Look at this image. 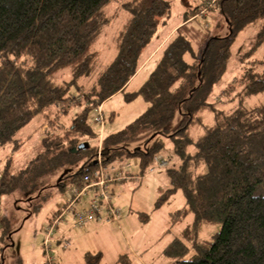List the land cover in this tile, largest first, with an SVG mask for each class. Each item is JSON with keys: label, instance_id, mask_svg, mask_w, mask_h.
<instances>
[{"label": "trees", "instance_id": "obj_1", "mask_svg": "<svg viewBox=\"0 0 264 264\" xmlns=\"http://www.w3.org/2000/svg\"><path fill=\"white\" fill-rule=\"evenodd\" d=\"M124 1L0 0V148L11 149L0 168V198L19 190L43 159L53 154L62 156L63 163H73L88 153L82 168L69 176L75 188L83 187L99 169L98 147L78 150L98 137L90 117L113 96L124 93L129 103L143 99L148 108L121 132L105 136L102 164L134 159L139 175L145 176L156 156L167 149L165 140L171 142L179 165L169 167L170 187L155 209L181 191L186 206L171 214L170 225L192 214L195 219L184 238L165 249L171 264H264V103L229 113L212 101L241 33L258 26L257 44L264 43V0H217L213 10L229 24V36L211 38L200 60L190 64L185 56L194 52L191 41L174 34L150 77L130 93L125 91L141 69L146 49L173 15L166 0ZM115 2H123L132 17L119 36L118 54L90 86L80 85L84 79L95 78L100 60L95 46L114 19L106 8ZM200 10L185 13L186 20ZM65 71L71 80L58 81ZM221 93L227 98L264 95V61L255 63ZM59 104H64L62 114L82 108L69 127L62 122L64 115L54 111ZM206 112L213 116L211 123L206 122ZM40 116L47 126L41 149L16 170L14 156L26 144L17 138L18 133ZM115 116L112 113L109 120L114 122ZM200 128L195 137L193 131ZM62 181L59 186H64ZM138 218L144 226L150 222L149 214L139 213ZM216 222L222 224L221 231L210 240H196L195 254L186 259L187 241L197 237L204 223ZM0 227L5 234L6 225ZM4 239L0 235V247ZM85 258L86 264H101L103 259L100 253H88ZM119 263L133 261L126 253Z\"/></svg>", "mask_w": 264, "mask_h": 264}, {"label": "rangeland", "instance_id": "obj_2", "mask_svg": "<svg viewBox=\"0 0 264 264\" xmlns=\"http://www.w3.org/2000/svg\"><path fill=\"white\" fill-rule=\"evenodd\" d=\"M132 0H125L124 3ZM172 8V19L159 30L158 34L153 38L151 45L146 49L143 57H147L151 52L156 49L166 37L168 33L173 31L174 28L183 24L186 19V11L195 10L199 7L206 9V14H202L203 10L199 11V15L195 19L184 23L177 28L174 34H181L192 43L194 50L193 54H186L185 60L190 64L200 60L208 41L215 38H225L229 36L230 29L225 18L216 10L215 5L211 6L212 0H166ZM215 1V0H213ZM217 1V0H216ZM123 2L111 3L106 8L108 16L114 17L113 21L105 27V32L98 40L95 50L100 54L99 67L95 78L92 80L84 79L80 85L90 86L98 76L111 64L117 56V47L119 43V36L126 30L127 23L132 18L131 14L122 6ZM212 9V10H211ZM205 11V10H204ZM259 28L258 26L248 28L241 33L232 48L231 60L224 69L221 79L216 84L214 93L215 98L212 101L217 104L219 109H224L227 112H232L239 107L252 108L256 105L264 103V95H255L254 97H244L241 95H233L227 98L221 92L225 91L227 87L236 82L248 69L254 68L255 63L264 61V43L258 45L257 39ZM170 37V39H171ZM163 55L157 53L152 56L154 58L152 63L131 80L130 87L126 89V93L138 91L142 84L152 74L156 68L159 60ZM258 65V64H256ZM58 81H70L71 76L69 71L62 72L57 76ZM241 88H238L239 93ZM64 104H59L54 111L63 116L62 122L65 127L71 125V119L76 114L82 112V108H74L68 113L62 114ZM104 110L106 125L104 130L100 129L99 123L96 121V111L90 117L91 124L94 132L98 134L97 138H93L89 142L92 148L103 147V140L106 135L121 132L122 129L131 125L137 117L142 115L147 107L143 99H137L129 103L124 93H119L113 98L109 99L104 105L99 106ZM97 108V109H98ZM115 113L114 122L109 120V117ZM206 122L211 123L213 120L212 114L204 113ZM43 117H36L27 128L18 133V139L21 138L26 141L24 148L14 158L16 159V170H20L27 163L38 154L41 149V141L45 137V130L47 126L44 125ZM41 131V133H40ZM202 132V129H195L193 135L197 137ZM101 135H104L101 139ZM85 142V143H87ZM166 150L161 151L159 154L170 164L169 167H178V159L172 151V144L166 141ZM154 141L150 142L147 146H153ZM138 145V144H136ZM139 145L144 149L146 146L143 143ZM11 153V149L3 150L0 148V168L2 169L5 158ZM82 156L80 161L76 162H62V156L56 154L43 159L39 164V170L32 171V174L27 176L25 184L10 196L0 198V222L3 227L6 225L7 232L2 233L0 227V235L4 236L0 249V264H45L46 260L43 255V243L45 241L46 230L49 223L59 218V212L63 213L61 223L65 221H72L74 211L68 210L69 199L71 194L75 191L70 175L75 174L82 168L83 162L88 158ZM134 160V159H133ZM131 159H118L112 161L105 166L106 171H111L114 168H121L122 166L133 163ZM4 161V162H3ZM44 164V165H43ZM155 165L154 162L152 166ZM159 170L153 176H142L140 180L126 181L122 184H115L112 188H116L115 203L119 206L123 215L124 229L123 231H115L112 236V241L109 244L102 243V250L104 249L108 259L111 257V252L115 248L119 252L132 251L136 256L133 258L134 264H141L139 257L145 258L148 264H170L171 260L163 253L174 240H182L184 238L185 230L190 228L195 219L193 214L185 218L181 223L171 226V214L180 211L186 206V197L180 191L171 196L169 201L162 207L155 209L159 197L163 195L168 189V170ZM136 174V173H134ZM140 174V173H138ZM142 175V174H140ZM166 178V179H165ZM158 179V180H157ZM64 186H59L60 181ZM167 180V181H166ZM91 196L89 197V199ZM84 202H88V198H83ZM139 213L149 214L150 222L147 226H143L139 221ZM4 223V224H2ZM64 225V224H63ZM222 224L204 223L199 228V233L193 241H187L190 248L189 254L186 259L195 254L193 250V243L197 241H205L212 239L217 233L221 231ZM71 236L65 241L72 244V241L80 243L79 230L72 228ZM115 228L111 227L110 230ZM166 231L168 234L163 235ZM1 243V242H0ZM60 247L54 246V257L56 264H83V259L74 257L72 253L75 248L69 251L62 250L63 244ZM77 246V243H75ZM81 249V246H80Z\"/></svg>", "mask_w": 264, "mask_h": 264}, {"label": "built area", "instance_id": "obj_3", "mask_svg": "<svg viewBox=\"0 0 264 264\" xmlns=\"http://www.w3.org/2000/svg\"><path fill=\"white\" fill-rule=\"evenodd\" d=\"M211 6L216 4V0H212ZM205 10V11H204ZM203 15L206 14V9H203ZM104 110L97 109L96 121L99 123L100 129L104 130L106 125ZM104 135H101V139ZM102 155L99 153L98 165L99 169L89 178L86 179L84 186L81 188H75L69 199L68 210H73L74 220L72 228L84 229L92 222H98L105 225L119 224L122 211L114 206L113 200V186L115 184H122L123 182L130 180H140L142 176L139 174H132V169L139 166L136 160L133 163L126 164L121 168H114L111 171H106L105 166L102 164ZM154 164L146 172L147 175L156 174L159 170H165L169 167L168 161L162 158L160 155L154 159ZM92 195L88 202H84L83 198ZM63 213L59 218H55L50 222L45 235V241L43 243L44 257L46 264H56L54 257V246L60 242V238H56L57 229L59 223L63 218ZM70 243L64 241L66 249L69 248Z\"/></svg>", "mask_w": 264, "mask_h": 264}, {"label": "crops", "instance_id": "obj_4", "mask_svg": "<svg viewBox=\"0 0 264 264\" xmlns=\"http://www.w3.org/2000/svg\"><path fill=\"white\" fill-rule=\"evenodd\" d=\"M189 11L190 10L186 11V13L189 12ZM194 19L195 18H191L189 20H186L185 19V21L181 25H184V23H188V22H190V21H192ZM181 25H179L178 27L174 28L173 31H171L170 33H168L166 35V37H164V39L162 40L161 44L156 49H154L151 52L150 55H148L147 57H142V66H141V69L139 70L138 74L141 72L142 69L146 68L147 66H149L152 63V60L154 59V58H152L153 55H155L157 53H161L163 51V47H164L165 43L170 39V37L173 34V32L177 28H179ZM177 32L178 31H176V33ZM151 58H152V60H151ZM129 84H131V83H129ZM128 87H130V85ZM40 133H41V131H40ZM131 172H132L133 175H134V173H136V174L140 173V167L139 166L134 167V169H132ZM153 175H155V174H153ZM153 175H151V176H153ZM167 179H168V184H169V177H168V175H167ZM134 180H136V179H134ZM134 180H130V181H134ZM113 190H114V193H113L114 206L117 207L121 211V209L119 208V206L115 203L116 188H113ZM90 196H92V195H89V197ZM89 197H87L88 200H89ZM123 215H121V219L119 221L120 222L119 224L105 225V224H101V223H98V222H92L86 228L79 230V234L78 235L80 237V243L81 244H79L78 242L72 241V244L70 243L69 248L66 249L64 247V248H62V250L69 251V249L75 248V251L72 253L73 258L77 256L80 259H83V262H84L83 264H86L85 255L88 254V253H91V254L92 253L93 254L100 253V254H102L103 259H102V263L101 264H120L119 263V259L121 258L122 255H125L126 253L129 254V256H131L132 261H133V258L136 259V256L137 255L135 254L136 255L135 256L132 251L126 250V252H121L120 253L119 250H117L115 248L111 252L112 254H111L110 259H108L105 250L104 249L102 250V248L100 246L101 244L98 242V240L99 241L101 240L102 243L104 242L106 244H109L110 241H112V236L114 235L113 233L115 231H123V229H124V223H123V220H122L123 219ZM73 220H74V217H73L72 221H70V220L65 221L63 223L64 225L63 224H60L61 223V221H60L59 228L57 229V233H56L55 236H56V238H60L61 240H60V242H58L55 245V247H60L59 244H63V246H64V241L66 239H68V237L71 236V231L73 230L72 229ZM111 227H113L115 229L114 230H110ZM166 232L163 235H166ZM75 243H77V246H75ZM80 246H81V249H80ZM165 249H164V251H165ZM164 251H163V253H164ZM44 259H45V257H44ZM139 259H140V263L141 264H148V262L145 260V258L139 257ZM45 264H46V262H45ZM133 264H134V262H133Z\"/></svg>", "mask_w": 264, "mask_h": 264}, {"label": "water", "instance_id": "obj_5", "mask_svg": "<svg viewBox=\"0 0 264 264\" xmlns=\"http://www.w3.org/2000/svg\"><path fill=\"white\" fill-rule=\"evenodd\" d=\"M89 147H90V144L89 143H84V144L80 145V147L78 148V150H87ZM76 150L74 152H76Z\"/></svg>", "mask_w": 264, "mask_h": 264}]
</instances>
